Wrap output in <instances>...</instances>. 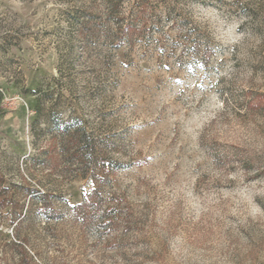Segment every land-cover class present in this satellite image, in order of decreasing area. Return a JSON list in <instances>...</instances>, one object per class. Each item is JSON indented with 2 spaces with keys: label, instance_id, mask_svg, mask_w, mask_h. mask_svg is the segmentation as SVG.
Here are the masks:
<instances>
[{
  "label": "rangeland",
  "instance_id": "obj_1",
  "mask_svg": "<svg viewBox=\"0 0 264 264\" xmlns=\"http://www.w3.org/2000/svg\"><path fill=\"white\" fill-rule=\"evenodd\" d=\"M0 195V264H264V0H0Z\"/></svg>",
  "mask_w": 264,
  "mask_h": 264
},
{
  "label": "trees",
  "instance_id": "obj_2",
  "mask_svg": "<svg viewBox=\"0 0 264 264\" xmlns=\"http://www.w3.org/2000/svg\"><path fill=\"white\" fill-rule=\"evenodd\" d=\"M85 28L87 29L86 30L87 33L85 32L86 34H92V32L93 33L95 32L92 26H88ZM131 32L132 30L128 28L127 33L129 34ZM66 135H67L66 140L64 141L63 144L60 145L62 155L69 153L71 155L76 156V160H79L81 162L91 158L93 149L82 147L81 144L84 141L82 136L79 137L75 132H70L67 133ZM7 205H8V200L3 197V199L0 200V209L6 207ZM102 208H104L102 199L101 198L97 199V196H92V199H86L82 203L76 205L74 207V214L77 218H80L82 220V224L84 226H91L96 219V215L98 214L99 211L102 210ZM116 210L117 209L115 208L114 205H108L103 209L104 213H106L107 215L104 217L101 216L100 220L107 221V223H105L106 226H111L112 228L115 227L114 225L121 224L123 217L119 218L117 216L118 212ZM125 223L128 224L127 221Z\"/></svg>",
  "mask_w": 264,
  "mask_h": 264
}]
</instances>
